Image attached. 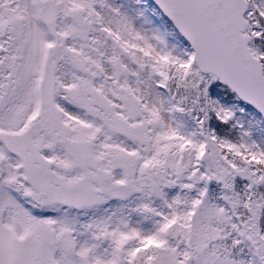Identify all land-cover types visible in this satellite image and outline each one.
Returning <instances> with one entry per match:
<instances>
[{"label": "snow or ice", "instance_id": "snow-or-ice-1", "mask_svg": "<svg viewBox=\"0 0 264 264\" xmlns=\"http://www.w3.org/2000/svg\"><path fill=\"white\" fill-rule=\"evenodd\" d=\"M0 264H264V0H0Z\"/></svg>", "mask_w": 264, "mask_h": 264}]
</instances>
